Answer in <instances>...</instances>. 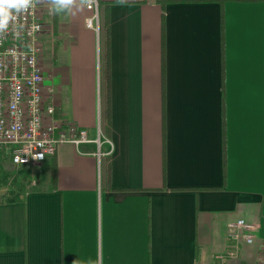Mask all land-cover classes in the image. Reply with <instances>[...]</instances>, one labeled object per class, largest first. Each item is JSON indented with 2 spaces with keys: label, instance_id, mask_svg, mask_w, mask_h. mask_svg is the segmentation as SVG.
Listing matches in <instances>:
<instances>
[{
  "label": "crops",
  "instance_id": "1",
  "mask_svg": "<svg viewBox=\"0 0 264 264\" xmlns=\"http://www.w3.org/2000/svg\"><path fill=\"white\" fill-rule=\"evenodd\" d=\"M42 1L56 113L89 139L0 152V264H261L264 230L228 223L264 221V0H97L95 29Z\"/></svg>",
  "mask_w": 264,
  "mask_h": 264
},
{
  "label": "built area",
  "instance_id": "2",
  "mask_svg": "<svg viewBox=\"0 0 264 264\" xmlns=\"http://www.w3.org/2000/svg\"><path fill=\"white\" fill-rule=\"evenodd\" d=\"M87 9L93 11L92 18L96 5ZM49 10L42 0H33L32 7L0 34V152L7 150L15 165L41 163L62 155L64 145L89 139L86 128L56 113V89L47 83L44 71L42 37L48 33L44 17ZM228 227L236 243L254 244L264 221L238 218ZM260 246L264 264V236Z\"/></svg>",
  "mask_w": 264,
  "mask_h": 264
},
{
  "label": "clouds",
  "instance_id": "3",
  "mask_svg": "<svg viewBox=\"0 0 264 264\" xmlns=\"http://www.w3.org/2000/svg\"><path fill=\"white\" fill-rule=\"evenodd\" d=\"M50 3L52 5L51 12L56 15L71 13L74 9L83 11L85 8H92L96 5V13L85 21V27L92 29L94 25L98 26L97 0H50ZM32 5L33 0H0V34L6 33L10 23H13L18 15L30 9Z\"/></svg>",
  "mask_w": 264,
  "mask_h": 264
},
{
  "label": "rangeland",
  "instance_id": "4",
  "mask_svg": "<svg viewBox=\"0 0 264 264\" xmlns=\"http://www.w3.org/2000/svg\"><path fill=\"white\" fill-rule=\"evenodd\" d=\"M90 15H93V11L90 10ZM100 21V20H99ZM97 26V25H96ZM47 51H46V56H47ZM85 61L86 63H84V70L83 73L86 77V83H87V89L88 91H90L92 89L93 84L95 83L94 79H95V63L92 60L91 54H90V50H88L87 55L85 56ZM46 62V61H45ZM48 77V76H47ZM52 77L48 78L51 79ZM47 79V80H48ZM49 81V80H48ZM94 87V86H93ZM92 97L91 95L88 97L87 99V103L91 104L92 103ZM88 117H91L90 115H87ZM87 120H89L87 118ZM9 163L8 161H5V163L3 164V166H8Z\"/></svg>",
  "mask_w": 264,
  "mask_h": 264
},
{
  "label": "trees",
  "instance_id": "5",
  "mask_svg": "<svg viewBox=\"0 0 264 264\" xmlns=\"http://www.w3.org/2000/svg\"><path fill=\"white\" fill-rule=\"evenodd\" d=\"M98 4H99V2H98ZM107 6H108V4H107ZM108 23H106V27H108ZM106 32H107V37H108V35H109V30L106 28ZM107 46H106V59H107V61H108V65H107V67H106V78H107V80H106V82H105V84H106V87H105V89L107 90V91H109V78H110V67H109V65H110V50H109V42L107 41ZM107 103L109 104V98L107 99ZM107 114H108V116H109V110L107 111Z\"/></svg>",
  "mask_w": 264,
  "mask_h": 264
}]
</instances>
